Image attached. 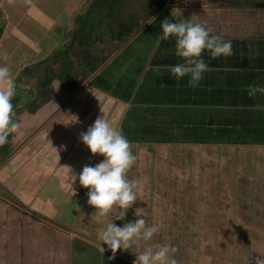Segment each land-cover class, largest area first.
<instances>
[{
  "label": "rangeland",
  "instance_id": "rangeland-1",
  "mask_svg": "<svg viewBox=\"0 0 264 264\" xmlns=\"http://www.w3.org/2000/svg\"><path fill=\"white\" fill-rule=\"evenodd\" d=\"M167 2L166 10L156 20L146 23L123 45L115 39L116 47H127L109 62L97 58L81 67L67 66L61 63L62 52H57L61 64L54 66L58 73L55 95L35 115L28 113V105L45 94L37 90L34 77L39 66L35 62L40 53V61L53 55H46L43 44L20 43V48L27 49L17 50V65L10 67L17 85L12 100L16 101L13 119L21 123V128L0 146V237L5 243L12 236V242L17 243L13 246L22 250L36 245L68 250L73 234L102 248L97 233L113 216L102 218L103 223L98 224L92 217L96 209L87 202L89 190L74 178L84 165L95 166L104 159L93 156L79 139L80 133L86 132L102 114L133 145L137 161L128 178L142 182L136 204L125 220L114 221L118 227L133 222L139 209L149 225L155 223L160 228L149 243L176 247L178 251L173 256L177 264H255L256 258L264 257V149L261 151L257 144L263 141L264 114L256 115L247 109L253 112L248 118H257V122L244 127L240 122L244 110L237 114L238 109L233 108L237 103L250 107L256 101V96L252 99L245 90L248 85L258 82L264 86V0ZM90 14L87 12V19L80 21V36L86 38L93 24L89 23ZM193 14L197 16L193 22L202 23L211 34L233 43L234 55L230 57L213 59L207 50L203 53L209 71L204 73L200 89L212 85L214 78L228 83L214 85V94L226 96L230 105L222 123L215 120L210 126L200 115L203 107L199 103L206 101L198 95L201 90L188 86L189 77L177 82L168 71L169 65L182 62L175 55V37L159 38L165 19L180 22ZM14 16L8 22L22 20L16 9ZM5 20L0 16V45L7 41L4 38H19L10 34L11 30L5 33ZM3 63L9 61L0 56ZM97 65L101 66L93 71ZM244 68L246 74H242ZM235 79L240 83L234 84ZM88 80H92L88 87L99 83L103 87H83ZM230 87L234 89L228 93ZM51 89L52 92V86ZM259 103L264 104V95L258 94ZM226 121L229 125H225ZM242 141L252 145L241 146ZM46 196L51 199L50 212L40 215L46 220L19 211L21 220L14 221L10 211L14 205L39 210L41 198ZM2 205L6 206L4 214ZM103 247L111 251L107 245ZM144 247L141 242L116 254L134 264L135 254Z\"/></svg>",
  "mask_w": 264,
  "mask_h": 264
},
{
  "label": "clouds",
  "instance_id": "clouds-1",
  "mask_svg": "<svg viewBox=\"0 0 264 264\" xmlns=\"http://www.w3.org/2000/svg\"><path fill=\"white\" fill-rule=\"evenodd\" d=\"M27 6H34V0H24ZM175 10L173 12L174 16ZM197 16L190 19L172 22L165 19L162 24L160 39L170 37L176 39L177 57L182 62L168 66V71L177 82L189 77L188 86L198 87L209 71L208 62L203 58L207 50L211 58L230 57L234 55L233 43L225 41L218 35L211 34V30L200 22H193ZM155 19V18H153ZM4 61H9L7 52L0 53ZM159 70L158 68L156 69ZM16 75L8 63L0 64V146L8 142L11 134L17 133L21 123L14 120L15 108L11 101L16 94ZM249 96L264 95V86L248 85L245 89ZM80 141L90 149L93 156L99 155L104 159L95 166L84 165L79 176H74L85 189H88V204L96 209L92 214L95 221L103 223L102 218L112 214L113 218L97 233L98 239L107 245L113 253L111 259L120 250L125 252L144 242L143 251L136 255L134 264H177L173 254L178 249L170 244L149 243L160 231L157 224L149 225L136 210V219L118 227L115 220H125L128 211L136 204L138 192L142 190L139 179H129L128 172L137 161L133 153V145L123 134V131L102 114L97 117L93 125L86 132L79 135ZM102 245L101 251H105ZM255 264H264V257L255 259Z\"/></svg>",
  "mask_w": 264,
  "mask_h": 264
},
{
  "label": "crops",
  "instance_id": "crops-1",
  "mask_svg": "<svg viewBox=\"0 0 264 264\" xmlns=\"http://www.w3.org/2000/svg\"><path fill=\"white\" fill-rule=\"evenodd\" d=\"M88 1L93 0H34V6H27L24 3V0H0V16L2 18H5L7 20L4 21L5 30L7 33L8 30H11L9 33L12 35H19V38H17L14 41H9L7 38H4L5 43H1L0 45V51L3 50L4 52H7L10 56L9 60V66L17 65L15 60H17V50L20 49V51L27 49L26 47H19L20 43H25V41L30 46H36L39 44L45 45L44 49L46 52V55L54 57L56 56V65H60L61 63L66 64L67 66L76 65V66H84L87 63H93L97 60V58L102 59L103 56H105L108 53H111L116 48V44L114 43L115 39L118 40V36H112L110 35V32L108 29H104L100 24H95V18L96 14H92L91 2L88 4ZM167 3L164 5L163 9L155 15L149 22L156 20L167 8ZM172 3V2H170ZM178 3V2H174ZM173 4V3H172ZM17 10V12H20V17L22 18L21 21H15L13 22L10 20L8 22V19L10 18H16L14 16V10ZM90 12V18L89 23H93L90 25L89 32L91 33L87 38L85 36H80L81 32V25L80 21L81 18L86 17V13ZM26 17V18H25ZM28 19V21H26ZM94 21V22H93ZM78 23V26H75V24ZM148 23V22H147ZM42 25V26H41ZM48 29V30H46ZM19 30V31H18ZM47 31L49 34H47ZM85 31H88V29ZM34 34H40L39 38L36 36L34 37ZM112 34V33H111ZM117 34V33H116ZM24 35V36H23ZM133 34L132 36H134ZM80 37V38H79ZM82 37V38H81ZM118 37V38H117ZM13 40L12 38H9ZM20 39V40H19ZM83 39V41H80ZM3 41V42H4ZM88 41V46L86 42ZM123 45V44H122ZM127 47V45H124L123 48H118L114 53H112L106 62L111 61L115 57L118 56L120 51ZM110 50V51H108ZM41 51V50H40ZM62 52V60L60 55L57 52ZM3 52V53H4ZM58 55H57V54ZM42 53H40L38 60L35 62L36 64L41 62L40 59H42L41 56ZM52 56V57H53ZM21 58V57H20ZM59 60H61V63H58ZM105 62V63H106ZM21 65V64H20ZM219 69H223L221 66H218ZM246 68H244L245 70ZM226 70V69H225ZM242 73V72H241ZM246 74V70L245 73ZM76 75V74H75ZM77 75L82 78L83 75L80 72H77ZM97 76V74L93 77V79ZM58 79L53 80L52 82V88L53 91L51 93L50 99L48 102H46L37 112H35L32 115L37 114L41 109H43L45 106H48L55 95L54 85L55 82ZM256 80H258L256 78ZM92 80L86 81L84 83L83 87L86 86V88H89L90 90H98V88L103 87L102 83H99L98 85H94L91 87H88V85L91 84ZM217 84H220V86H223V84H228L227 82L218 81L216 78L212 81V85L207 84L206 86H202L200 89V83L198 85V88L196 89L198 92V95H200V98L202 100H206L204 102L199 103L203 107V111L201 112V116L206 118L207 123H209V126L212 121H219L222 123V119L225 117L226 108L229 103H227L225 100L227 99L226 96L223 94L215 93V89H217ZM240 83L238 79H235L234 84ZM101 84V85H100ZM233 84V85H234ZM258 85V82H256ZM81 89V88H80ZM79 89V90H80ZM233 87H230L229 91L233 90ZM102 90V89H101ZM194 90V89H193ZM236 90H240L239 87H236ZM206 93V94H205ZM209 95V96H208ZM238 97L241 95L238 94ZM209 97L213 99L212 101L209 100ZM241 98V97H240ZM253 99V97H252ZM195 104L197 102H194ZM238 110H236L235 113L239 114L240 110H244L242 113L244 116L241 117V124H245L248 127L250 122H254L252 125H255L257 122V118L251 119L248 118L250 113L255 112L264 114V104L259 103L258 104V94L256 95V101L252 102L250 104V107L246 105L236 104L235 107ZM251 110L253 112L247 111ZM232 112V111H231ZM207 114H210L212 116L209 117ZM214 114V117H213ZM235 114V115H237ZM205 115V116H203ZM264 118V117H263ZM212 119V120H211ZM202 120V125L204 124ZM213 124V123H212ZM225 125L227 124V121L225 122ZM253 130L254 127H252ZM251 128V129H252ZM258 136V133L256 134ZM263 141H260L261 143H257L259 145V148H261V151L264 149V135ZM262 140V138H261ZM233 142V141H232ZM241 146H251L252 144L247 141H242ZM256 144V143H255ZM38 193H36V196ZM47 197V196H46ZM38 198V196H37ZM46 199L47 203H43ZM51 199L50 198H41V207L39 210L30 208L29 205H27L29 202L26 201L25 205L27 206H13L11 208V213L14 215V221H16V218L21 220V217L17 214L19 211L21 212H27L30 215H33L36 219H39L40 217L44 220L41 214L44 212L49 213L50 211V205H51ZM3 209V214L5 209V205ZM18 208V209H17ZM1 209V207H0ZM41 212V213H37ZM43 212V213H42ZM46 215V214H45ZM39 216V217H38ZM2 215H0V218ZM17 219V220H18ZM53 222V221H52ZM55 223V222H53ZM1 224V222H0ZM16 230V229H14ZM1 231V229H0ZM1 234V232H0ZM12 236L7 239V242L5 243L4 238L0 237V264H133L132 262H128L122 258H120L117 254L115 255V259H111L113 256V253L111 251L105 250L104 252L101 251V248L97 247L96 245H91V242H86L84 239H82L80 236L77 235H71L69 238V247L68 250H54V248H41L39 246H35L34 248L30 250H25L18 248L16 245V241L12 242ZM17 242L19 243V238H16ZM9 240V241H8ZM6 244V245H5ZM78 260L82 263H79Z\"/></svg>",
  "mask_w": 264,
  "mask_h": 264
},
{
  "label": "trees",
  "instance_id": "trees-1",
  "mask_svg": "<svg viewBox=\"0 0 264 264\" xmlns=\"http://www.w3.org/2000/svg\"><path fill=\"white\" fill-rule=\"evenodd\" d=\"M166 2L167 0H93L90 8L96 14L94 25L100 24L104 29H108L109 32L111 31L110 35L120 37L118 38L119 44H123L157 15ZM88 43L87 41V46ZM119 47L118 45L111 53L103 56L102 59L104 61L107 60ZM55 60L56 56H53L48 60L37 63L39 69L34 80L37 82L38 92L41 95L45 94L38 101L28 105L27 111L30 114L37 112L50 99L52 82L58 77V73H56L54 68ZM100 66L97 65L93 71Z\"/></svg>",
  "mask_w": 264,
  "mask_h": 264
},
{
  "label": "water",
  "instance_id": "water-1",
  "mask_svg": "<svg viewBox=\"0 0 264 264\" xmlns=\"http://www.w3.org/2000/svg\"><path fill=\"white\" fill-rule=\"evenodd\" d=\"M14 102H16V101H11L12 104H14Z\"/></svg>",
  "mask_w": 264,
  "mask_h": 264
}]
</instances>
